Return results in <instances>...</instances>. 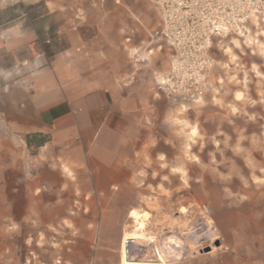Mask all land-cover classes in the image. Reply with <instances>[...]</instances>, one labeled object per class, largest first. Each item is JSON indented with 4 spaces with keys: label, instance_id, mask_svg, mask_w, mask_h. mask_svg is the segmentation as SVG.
<instances>
[{
    "label": "rangeland",
    "instance_id": "1",
    "mask_svg": "<svg viewBox=\"0 0 264 264\" xmlns=\"http://www.w3.org/2000/svg\"><path fill=\"white\" fill-rule=\"evenodd\" d=\"M115 6L118 37H151L143 63L161 105L137 132L144 152L122 174L128 184L107 186L110 171L79 165L64 148L27 147L24 180L7 187V208L23 217L0 219V258L63 264L71 253L77 264H120L125 242L122 254L143 264H160V254L162 264H264V17H250L241 34L210 37L211 87L191 98L157 88L172 51L153 5ZM129 210L149 214L153 238L135 242Z\"/></svg>",
    "mask_w": 264,
    "mask_h": 264
},
{
    "label": "crops",
    "instance_id": "2",
    "mask_svg": "<svg viewBox=\"0 0 264 264\" xmlns=\"http://www.w3.org/2000/svg\"><path fill=\"white\" fill-rule=\"evenodd\" d=\"M115 4L0 1V219L23 217L7 208V187L9 180H24L25 152L33 146L26 138L32 135L76 154L79 165L110 171L104 185L129 183L122 174L144 152L136 148L137 132L161 104L153 99L143 63L151 37H118ZM31 180L27 184L37 183ZM4 232L0 224V242ZM127 247H116L120 264H143L122 254ZM63 256V264H77L71 253ZM7 262L0 258V264Z\"/></svg>",
    "mask_w": 264,
    "mask_h": 264
},
{
    "label": "built area",
    "instance_id": "3",
    "mask_svg": "<svg viewBox=\"0 0 264 264\" xmlns=\"http://www.w3.org/2000/svg\"><path fill=\"white\" fill-rule=\"evenodd\" d=\"M147 1L160 19L159 36L172 51L169 69L156 81L157 88L183 97H197L211 87L210 37L241 34L250 17H261V21L264 17V0Z\"/></svg>",
    "mask_w": 264,
    "mask_h": 264
},
{
    "label": "bare ground",
    "instance_id": "4",
    "mask_svg": "<svg viewBox=\"0 0 264 264\" xmlns=\"http://www.w3.org/2000/svg\"><path fill=\"white\" fill-rule=\"evenodd\" d=\"M128 217L131 218L132 220H134L135 222H137L136 231L140 232V234H138L135 237V242L141 243L145 238H148V239L149 238H153L152 236H147V233H146V225H147V222L149 221V217H150L149 214L140 213V212H138L136 210H131L129 212V216ZM158 247L160 248V246H158ZM157 251H158V249H157ZM128 255H129V252H128ZM159 258H160V264H162L164 262V258H165L164 255L160 254ZM141 261L144 262L145 260H141Z\"/></svg>",
    "mask_w": 264,
    "mask_h": 264
},
{
    "label": "trees",
    "instance_id": "5",
    "mask_svg": "<svg viewBox=\"0 0 264 264\" xmlns=\"http://www.w3.org/2000/svg\"><path fill=\"white\" fill-rule=\"evenodd\" d=\"M31 137V139H28V137L26 138L27 146H29L31 142L35 146H41L45 142V139L41 136L32 135Z\"/></svg>",
    "mask_w": 264,
    "mask_h": 264
},
{
    "label": "snow or ice",
    "instance_id": "6",
    "mask_svg": "<svg viewBox=\"0 0 264 264\" xmlns=\"http://www.w3.org/2000/svg\"><path fill=\"white\" fill-rule=\"evenodd\" d=\"M237 99H240L239 95L237 96ZM193 135H195V131H193Z\"/></svg>",
    "mask_w": 264,
    "mask_h": 264
}]
</instances>
